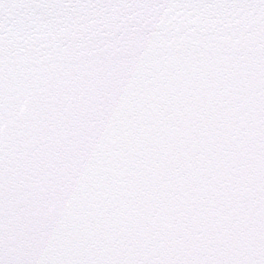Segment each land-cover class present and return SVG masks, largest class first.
<instances>
[{"label": "snow or ice", "instance_id": "6c2138e0", "mask_svg": "<svg viewBox=\"0 0 264 264\" xmlns=\"http://www.w3.org/2000/svg\"><path fill=\"white\" fill-rule=\"evenodd\" d=\"M0 264H264V0H0Z\"/></svg>", "mask_w": 264, "mask_h": 264}]
</instances>
